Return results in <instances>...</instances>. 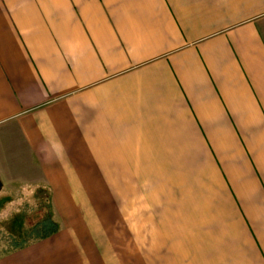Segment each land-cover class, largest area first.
<instances>
[{"label": "crops", "instance_id": "obj_1", "mask_svg": "<svg viewBox=\"0 0 264 264\" xmlns=\"http://www.w3.org/2000/svg\"><path fill=\"white\" fill-rule=\"evenodd\" d=\"M17 186L64 226L0 264H264V0H0V197Z\"/></svg>", "mask_w": 264, "mask_h": 264}, {"label": "rangeland", "instance_id": "obj_2", "mask_svg": "<svg viewBox=\"0 0 264 264\" xmlns=\"http://www.w3.org/2000/svg\"><path fill=\"white\" fill-rule=\"evenodd\" d=\"M36 189L34 186H17L13 192L8 191V198L0 197V209L2 208L0 212V253L10 251L16 244L24 243L33 237L30 232L37 231L34 229L35 226L39 225L51 212L60 228H63L64 221L54 213L52 204L51 208L49 207L50 203L45 194L34 192ZM35 193L42 196L35 198L33 196ZM97 201L99 200H87V209L83 214L85 223L88 226L96 223L98 230L100 229L98 233L101 232L104 235V242H128L126 222L120 220L115 224L111 200H104L102 206Z\"/></svg>", "mask_w": 264, "mask_h": 264}, {"label": "trees", "instance_id": "obj_3", "mask_svg": "<svg viewBox=\"0 0 264 264\" xmlns=\"http://www.w3.org/2000/svg\"><path fill=\"white\" fill-rule=\"evenodd\" d=\"M47 199L49 200V203H50L49 207L51 208L50 198L47 197ZM34 229H36L37 231L34 232V230H33L30 232L31 236H33V237H30V239L24 243L16 244L12 250L23 247L28 242H36V241H39L41 239L47 238V237L57 233L60 229V226H59V223L54 220L52 212H51V214H49L47 216V218L42 220V222H40L39 225L35 226ZM11 236L14 238L13 234H11Z\"/></svg>", "mask_w": 264, "mask_h": 264}]
</instances>
